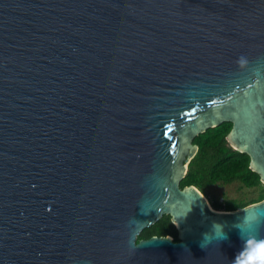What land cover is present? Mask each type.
Returning a JSON list of instances; mask_svg holds the SVG:
<instances>
[{
    "label": "water",
    "instance_id": "1",
    "mask_svg": "<svg viewBox=\"0 0 264 264\" xmlns=\"http://www.w3.org/2000/svg\"><path fill=\"white\" fill-rule=\"evenodd\" d=\"M222 123L264 185V0H0V264H236L264 200L179 186Z\"/></svg>",
    "mask_w": 264,
    "mask_h": 264
},
{
    "label": "trees",
    "instance_id": "2",
    "mask_svg": "<svg viewBox=\"0 0 264 264\" xmlns=\"http://www.w3.org/2000/svg\"><path fill=\"white\" fill-rule=\"evenodd\" d=\"M231 130L230 123H222L217 127L207 129L197 135L193 144L197 146L195 156L187 166V172L180 181V188L188 186L197 188L201 193L215 185H231L237 183L248 189L259 188L255 199L244 202L226 200L212 202L211 207L217 211H236L264 200V187L258 174L250 169L248 155L236 151L227 143V135ZM152 236H171L174 242L178 241V233L168 215H164L150 228L144 229L138 240Z\"/></svg>",
    "mask_w": 264,
    "mask_h": 264
},
{
    "label": "rangeland",
    "instance_id": "3",
    "mask_svg": "<svg viewBox=\"0 0 264 264\" xmlns=\"http://www.w3.org/2000/svg\"><path fill=\"white\" fill-rule=\"evenodd\" d=\"M264 187V185L262 184ZM259 188L248 189L237 183L231 185H215L205 189L203 195L211 205L212 202L223 203L226 200L249 202L256 198Z\"/></svg>",
    "mask_w": 264,
    "mask_h": 264
},
{
    "label": "clouds",
    "instance_id": "4",
    "mask_svg": "<svg viewBox=\"0 0 264 264\" xmlns=\"http://www.w3.org/2000/svg\"><path fill=\"white\" fill-rule=\"evenodd\" d=\"M222 225L219 223H213L212 233H203V240L201 244L204 245L210 242L212 236L219 237L221 235ZM226 235V234H225ZM248 247H246L242 252V259H238L236 264H264V239H254L250 238L247 240Z\"/></svg>",
    "mask_w": 264,
    "mask_h": 264
}]
</instances>
